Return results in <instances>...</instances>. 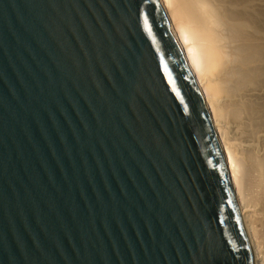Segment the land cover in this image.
I'll return each mask as SVG.
<instances>
[{
  "label": "water",
  "instance_id": "95a60500",
  "mask_svg": "<svg viewBox=\"0 0 264 264\" xmlns=\"http://www.w3.org/2000/svg\"><path fill=\"white\" fill-rule=\"evenodd\" d=\"M235 190L165 0H0V264H255Z\"/></svg>",
  "mask_w": 264,
  "mask_h": 264
},
{
  "label": "bare ground",
  "instance_id": "6f19581e",
  "mask_svg": "<svg viewBox=\"0 0 264 264\" xmlns=\"http://www.w3.org/2000/svg\"><path fill=\"white\" fill-rule=\"evenodd\" d=\"M213 103L255 264H264V0H165Z\"/></svg>",
  "mask_w": 264,
  "mask_h": 264
}]
</instances>
